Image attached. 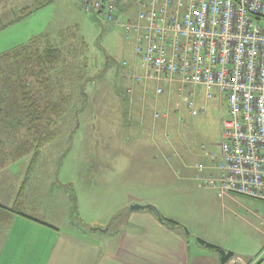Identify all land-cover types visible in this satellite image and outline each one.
<instances>
[{"label": "rangeland", "instance_id": "obj_1", "mask_svg": "<svg viewBox=\"0 0 264 264\" xmlns=\"http://www.w3.org/2000/svg\"><path fill=\"white\" fill-rule=\"evenodd\" d=\"M41 2L38 0L36 4ZM47 2L0 32V48L31 33H49L55 45L60 47L63 42L69 45L63 50L65 61L60 72L61 76L66 72L62 90L68 101L65 114L56 126V138L42 149L30 172L22 195L24 212L52 224L71 222L82 226L80 214L103 220L110 212L108 208L120 200L124 192H144L142 196L158 202L173 194L172 188L181 183L176 182L173 172L172 175L169 171L162 172L160 180L152 179L151 186L145 173V186L137 184V175L150 164L144 154L150 153L147 146L151 139L144 134L132 144L126 131L133 118L128 110L130 97L126 91L134 84L128 76L136 63V72L141 70L134 58L132 35L84 12L78 0ZM177 97L174 99L177 108L174 105L171 108L172 118L163 121V124L167 122L169 136L178 137L183 145L186 142L189 152L201 153L200 146L206 152L215 150L220 141L224 110L220 112L215 104L209 103L205 113L191 116L185 109L186 101ZM172 104L173 99L169 107ZM1 138L3 145L12 150L11 154L20 143L14 133L3 134ZM29 161L30 156H26L9 162L0 170L2 206L13 205L14 194L21 187ZM171 212L186 218L185 213L180 214L181 210ZM220 220V216L213 217L203 233L221 244L235 243L237 238L228 237L226 231L228 228L235 231L236 223L225 224ZM240 233H245L246 238L253 236L250 231Z\"/></svg>", "mask_w": 264, "mask_h": 264}, {"label": "crops", "instance_id": "obj_2", "mask_svg": "<svg viewBox=\"0 0 264 264\" xmlns=\"http://www.w3.org/2000/svg\"><path fill=\"white\" fill-rule=\"evenodd\" d=\"M37 1L0 0V32L22 21L7 25L21 9H33ZM39 35L31 33L21 37L14 44L0 48V55ZM141 71L142 68L137 74L141 75ZM134 85L126 91L130 97L128 110L133 117L126 126L127 135L132 144L144 134L151 139L147 146L150 153L144 154L150 164L147 170L138 172L137 184L145 186V173H148L151 186L152 179L160 180L162 172L169 171V175L172 172L175 175L176 182H181L172 188L175 192L160 198V204L142 196L144 192H124L120 200L108 208L110 212L103 220L80 214L82 226L71 222L57 225L38 218L34 221L0 209V264H225L217 252L198 241L245 261L264 250V202L232 194L218 196L200 186L199 179L218 175L211 156L219 151L222 131L215 150L206 152L200 146L201 153L197 150V153L189 152L188 144L184 142L183 145L178 137L172 139L167 122L163 124L172 118V106L177 108V93L172 90L168 95L164 86V93L156 95L152 81ZM171 99L173 104L169 107ZM182 100L186 101L187 97ZM209 103L215 104L220 112L224 110V119L227 117L224 101L216 96L205 99L201 90L195 99L196 108L205 113ZM185 109L188 112L187 107ZM23 204L25 206V200ZM134 205L144 208L131 209ZM174 209L181 210L180 214L185 213L186 218L171 212ZM215 216H220V222L225 224L236 223L235 231L228 227L226 231L230 235L226 236L237 238L235 243L221 244L203 233ZM165 221H171L175 226L171 227ZM241 230L250 231L253 236L246 238ZM258 264H264V256Z\"/></svg>", "mask_w": 264, "mask_h": 264}, {"label": "built area", "instance_id": "obj_3", "mask_svg": "<svg viewBox=\"0 0 264 264\" xmlns=\"http://www.w3.org/2000/svg\"><path fill=\"white\" fill-rule=\"evenodd\" d=\"M82 10L133 37L142 68L132 83L174 90L191 116L195 99L224 101L217 176L199 179L203 190L264 202V0H79ZM134 10V11H133ZM134 13V14H133ZM137 64V63H136ZM136 64L135 67H136ZM130 92V91H129ZM232 256L225 264H258Z\"/></svg>", "mask_w": 264, "mask_h": 264}, {"label": "trees", "instance_id": "obj_4", "mask_svg": "<svg viewBox=\"0 0 264 264\" xmlns=\"http://www.w3.org/2000/svg\"><path fill=\"white\" fill-rule=\"evenodd\" d=\"M47 3L43 1L35 4L33 9H21L7 25L23 20ZM52 41L48 33L41 34L0 55V170L9 162L30 156L15 203L10 208L0 205V209L34 221H37L35 217L24 212L22 195L42 149L56 138V126L64 116L68 102L62 95L66 72L62 76L60 72L65 61L63 50L69 45L65 46L63 42L59 47ZM13 133L20 143L11 154L12 150L3 145L1 136ZM165 223L175 226L171 221ZM198 242L217 252L224 263L233 256Z\"/></svg>", "mask_w": 264, "mask_h": 264}, {"label": "water", "instance_id": "obj_5", "mask_svg": "<svg viewBox=\"0 0 264 264\" xmlns=\"http://www.w3.org/2000/svg\"><path fill=\"white\" fill-rule=\"evenodd\" d=\"M138 208H144V207H141V206H138V205H134V206L131 207V209H138ZM146 208H148V207H146Z\"/></svg>", "mask_w": 264, "mask_h": 264}]
</instances>
